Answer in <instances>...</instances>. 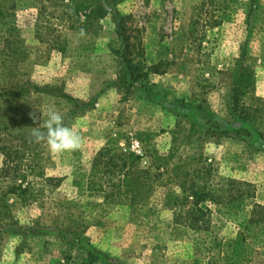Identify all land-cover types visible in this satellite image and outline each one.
<instances>
[{"label": "rangeland", "instance_id": "rangeland-1", "mask_svg": "<svg viewBox=\"0 0 264 264\" xmlns=\"http://www.w3.org/2000/svg\"><path fill=\"white\" fill-rule=\"evenodd\" d=\"M85 2L0 0V170L44 175L26 203L0 181V264H214L234 239L229 264H264V0H116L131 60L158 71L132 85L111 16H74ZM51 106L78 149L31 137ZM103 149L119 165L106 191L131 185L121 203L86 191ZM194 191L201 229L169 201Z\"/></svg>", "mask_w": 264, "mask_h": 264}, {"label": "trees", "instance_id": "trees-1", "mask_svg": "<svg viewBox=\"0 0 264 264\" xmlns=\"http://www.w3.org/2000/svg\"><path fill=\"white\" fill-rule=\"evenodd\" d=\"M84 4L86 7H84ZM93 4L95 7H92ZM79 8L75 6L73 9L74 16L78 17V12L80 10H91L95 17L104 18L106 16H111L115 34L121 42L122 49L117 51L116 54L120 59V70H119V81L118 84L121 85L125 74L129 75V84H135L137 82H145L148 79L150 73H158L157 68L153 65L146 66L142 63H133L131 60V35L132 30L131 25V15L121 12L117 8L116 0H97L94 2L89 1L88 3L78 4ZM75 17V19H76ZM22 91L18 90L16 93ZM131 95V91L128 92V96ZM119 167L118 159L116 155H112L108 149H103L98 153L92 162L89 170V174L86 180V191L89 193H105V197L110 198L116 203H121L122 198H127L131 190V185L120 181L119 185H115L113 180L110 182L112 185L110 191H106L108 182L107 175L114 174V171ZM0 170V181L3 182V187L5 188V193L16 195L22 203L36 201L41 192L39 187L34 186V182L28 181L27 178L32 176L33 178H44L42 170L35 166L29 165L25 169L20 170V174H17L16 168L12 170L13 173H8L9 171L5 169ZM192 200L189 201L187 196L178 197L172 195L169 198L171 202L173 219L177 220L187 219L190 217L194 222H201L196 228H204V219L207 210L202 207V203L206 200L207 194L203 191H194L191 193ZM258 210H262L260 205H254L252 213ZM248 223H253V219L248 220ZM239 235L241 232L238 233ZM241 236V235H240ZM240 239H234V245L232 247V254L228 255H218L214 264H229L230 261L234 259H240L242 256V251L239 245ZM212 264V262H208Z\"/></svg>", "mask_w": 264, "mask_h": 264}, {"label": "clouds", "instance_id": "clouds-1", "mask_svg": "<svg viewBox=\"0 0 264 264\" xmlns=\"http://www.w3.org/2000/svg\"><path fill=\"white\" fill-rule=\"evenodd\" d=\"M33 120L39 124V113L33 116ZM30 135L35 142L45 143L55 153L76 150L81 143L79 134L65 126L64 117L55 110V106L49 107L43 126L33 127Z\"/></svg>", "mask_w": 264, "mask_h": 264}]
</instances>
